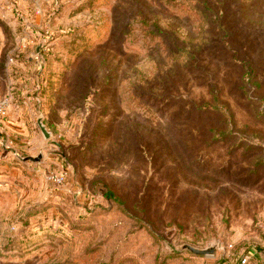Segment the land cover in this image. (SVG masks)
<instances>
[{
    "label": "rangeland",
    "instance_id": "1",
    "mask_svg": "<svg viewBox=\"0 0 264 264\" xmlns=\"http://www.w3.org/2000/svg\"><path fill=\"white\" fill-rule=\"evenodd\" d=\"M0 102V264H264V0H0Z\"/></svg>",
    "mask_w": 264,
    "mask_h": 264
},
{
    "label": "water",
    "instance_id": "2",
    "mask_svg": "<svg viewBox=\"0 0 264 264\" xmlns=\"http://www.w3.org/2000/svg\"><path fill=\"white\" fill-rule=\"evenodd\" d=\"M37 125L39 127V130L41 131L42 135L44 136L45 139L49 138V134L44 126V124L42 123V119L39 118L37 120ZM42 159V155L39 154L36 157H25V158H21V160L23 162H31V163H39ZM218 247V244L216 242L211 243L210 245H208V247L206 249L203 250H199L197 248H194L192 246L189 245H183L180 247L179 252H183V251H187L192 255L195 256H199V257H207V256H213V254L215 253L216 248Z\"/></svg>",
    "mask_w": 264,
    "mask_h": 264
},
{
    "label": "built area",
    "instance_id": "3",
    "mask_svg": "<svg viewBox=\"0 0 264 264\" xmlns=\"http://www.w3.org/2000/svg\"><path fill=\"white\" fill-rule=\"evenodd\" d=\"M6 114V107H5V103L0 102V120L5 117ZM8 143L7 139L4 138L1 134H0V146H4ZM21 159V158H20ZM61 179L58 176H56L55 178H53V181L55 183H61Z\"/></svg>",
    "mask_w": 264,
    "mask_h": 264
}]
</instances>
